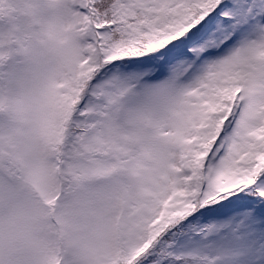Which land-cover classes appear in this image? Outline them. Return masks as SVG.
Here are the masks:
<instances>
[{
	"label": "snow or ice",
	"instance_id": "6c2138e0",
	"mask_svg": "<svg viewBox=\"0 0 264 264\" xmlns=\"http://www.w3.org/2000/svg\"><path fill=\"white\" fill-rule=\"evenodd\" d=\"M0 264H264V0H0Z\"/></svg>",
	"mask_w": 264,
	"mask_h": 264
}]
</instances>
